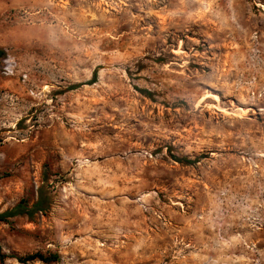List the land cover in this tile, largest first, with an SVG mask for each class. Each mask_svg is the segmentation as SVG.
Here are the masks:
<instances>
[{
  "label": "rangeland",
  "instance_id": "1",
  "mask_svg": "<svg viewBox=\"0 0 264 264\" xmlns=\"http://www.w3.org/2000/svg\"><path fill=\"white\" fill-rule=\"evenodd\" d=\"M0 48V212L54 188L0 264H264V0H0Z\"/></svg>",
  "mask_w": 264,
  "mask_h": 264
},
{
  "label": "trees",
  "instance_id": "2",
  "mask_svg": "<svg viewBox=\"0 0 264 264\" xmlns=\"http://www.w3.org/2000/svg\"><path fill=\"white\" fill-rule=\"evenodd\" d=\"M5 55V51L0 48V61L4 59ZM183 161L187 164L193 163L187 160ZM53 190L54 188L50 185L49 178L44 176L42 185L37 189L36 200L34 202H30L29 199L23 198L13 208L8 209L5 212H0V222L7 223L10 219L17 217H26L32 221L37 215L46 214L53 206ZM0 256L1 258H4L1 254ZM17 260L22 264L37 260L43 263L51 264L59 262L60 258L58 255L45 256L41 253H35L24 258H17Z\"/></svg>",
  "mask_w": 264,
  "mask_h": 264
},
{
  "label": "built area",
  "instance_id": "3",
  "mask_svg": "<svg viewBox=\"0 0 264 264\" xmlns=\"http://www.w3.org/2000/svg\"><path fill=\"white\" fill-rule=\"evenodd\" d=\"M5 63H6V68H5V70L7 71V72H12V70H10V61L9 60H6L5 61Z\"/></svg>",
  "mask_w": 264,
  "mask_h": 264
},
{
  "label": "bare ground",
  "instance_id": "4",
  "mask_svg": "<svg viewBox=\"0 0 264 264\" xmlns=\"http://www.w3.org/2000/svg\"><path fill=\"white\" fill-rule=\"evenodd\" d=\"M214 97H215V95H214ZM206 98H208V97H206ZM206 98H205V99H206ZM211 98H212V97H211ZM216 98H217V97H216ZM216 98H215V99H216Z\"/></svg>",
  "mask_w": 264,
  "mask_h": 264
}]
</instances>
